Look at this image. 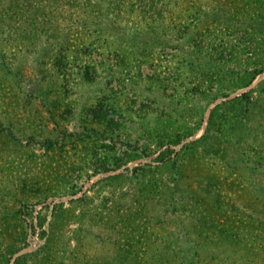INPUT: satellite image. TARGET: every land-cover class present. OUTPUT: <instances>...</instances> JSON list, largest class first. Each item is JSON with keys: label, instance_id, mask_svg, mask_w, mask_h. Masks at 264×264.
Segmentation results:
<instances>
[{"label": "rangeland", "instance_id": "374dc122", "mask_svg": "<svg viewBox=\"0 0 264 264\" xmlns=\"http://www.w3.org/2000/svg\"><path fill=\"white\" fill-rule=\"evenodd\" d=\"M0 264H264V0H0Z\"/></svg>", "mask_w": 264, "mask_h": 264}]
</instances>
